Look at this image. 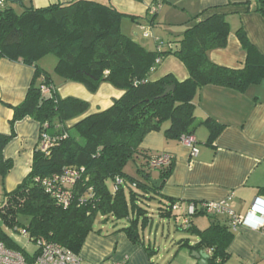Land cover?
Instances as JSON below:
<instances>
[{
  "label": "trees",
  "instance_id": "1",
  "mask_svg": "<svg viewBox=\"0 0 264 264\" xmlns=\"http://www.w3.org/2000/svg\"><path fill=\"white\" fill-rule=\"evenodd\" d=\"M258 4L257 10L264 15V0H258ZM127 16L137 18L121 12L111 1L71 0L43 8L30 5L21 13L7 0L0 7V60L21 62L35 71L24 101L10 106L11 133H0V173L4 176L11 167L4 149L15 138L19 121H38L40 140L43 134L52 139L46 151L41 146L35 150L32 170L23 182L3 194L0 240L9 248L27 252L7 231L21 224L31 237L45 238L79 255L89 233L99 222L109 221H128L117 230L126 233L133 243L144 245L141 232L150 224L149 201L161 187L152 182L145 169L153 167L155 155L144 156L138 164V175L125 169L139 157L145 136L163 129L165 123H169L164 129L168 138L181 140L184 135L194 134L200 124L194 99L203 86L243 92L264 79V56L242 27L237 36L247 52L245 66L230 68L210 59L211 50L227 45L231 28L224 14L206 18L197 15L195 23L175 42L177 45L165 50H148L123 33L121 24ZM51 54L57 58L55 75L40 64ZM170 54L184 63L189 77L180 81L167 74L151 80L153 70ZM63 82L81 83L91 93H96L101 84L110 83L124 94L109 108L87 114L89 102L60 95L59 83ZM170 84L176 85L175 90L162 96ZM75 119L78 121L69 125ZM202 123L210 128L209 141L223 128L211 118ZM173 166L172 157L170 165L158 168L162 182ZM69 171H78L79 176L71 186L63 183L72 191L71 204L65 207L46 191L42 179L68 176ZM167 200L157 207L162 217H171L175 209L176 200ZM203 213L212 221L204 230L193 226L192 221L188 229L179 224L181 229L198 235L199 242L190 245L188 239H182L180 243L186 241L192 252L208 250V264H224L234 237L230 217ZM20 217L27 218L28 223H22ZM145 248L151 255L149 246Z\"/></svg>",
  "mask_w": 264,
  "mask_h": 264
},
{
  "label": "crops",
  "instance_id": "2",
  "mask_svg": "<svg viewBox=\"0 0 264 264\" xmlns=\"http://www.w3.org/2000/svg\"><path fill=\"white\" fill-rule=\"evenodd\" d=\"M7 1L21 13L26 6L43 8L71 0ZM93 1H111L121 12L137 17H124L121 28L123 33L148 50L160 47L165 50L170 45L175 47V42L195 23L197 15L206 18L218 13L226 15L231 31L224 48L209 52L214 63L236 69L245 66L247 52L237 36L240 27L264 56V15L257 10L258 0ZM154 8L157 10L153 12ZM159 64L162 69L159 72L157 68L153 70L150 76L153 81L167 74H173L180 81L189 77L187 67L172 54ZM34 73L33 67L21 62L5 58L0 60V133H11L13 110L10 106L24 101ZM59 93L62 97L73 96L89 102L87 114H92L112 106L114 99L120 98L124 91L110 83H103L96 93H91L81 83L63 82L59 83ZM194 102L196 121L200 123L194 133L199 150L197 156H193L191 148L180 139L165 135L164 129L169 126V123H165L163 129L145 136L140 144L139 157L129 162L125 169L132 175H138V164H142L146 154L165 152L173 157L172 173L160 183V191L149 201L150 224L141 232L144 245L133 243L126 233L117 230L126 226L128 221L116 224L99 222L96 230L87 236L79 253L81 264H200L185 245L187 242L180 243L182 239H188V243L194 245L199 242V236L187 231L185 235L177 233L184 231L179 224L187 215L190 204L200 206L203 202H225L229 210L243 216L249 213L254 204L264 211V79L251 84L243 92L206 85L199 89ZM208 118L223 126L212 141H209V126L202 123ZM78 119L70 121L69 125ZM15 131V138L4 149V156L11 161V167L4 176L0 173V194L14 191L23 182L32 170L35 150L40 146L41 124L38 121L32 118L19 121ZM145 169H148L153 180L160 179V169ZM66 185L71 186V183L66 182ZM167 197L176 200L174 204L178 208L173 210L171 217H162L153 206L157 209L164 205L168 202ZM200 213L191 221L193 226L204 230L212 221L209 215ZM223 216L229 217L227 214ZM156 218L159 219L158 226L155 225ZM167 219L169 223L174 221L175 229L169 227L168 231L165 230L163 224ZM257 220L260 217L251 219L249 225L243 224L233 229L234 237L228 246L229 256L224 264H264V226L255 228L253 224ZM160 224L163 226L161 232ZM10 237L16 242L11 233ZM146 246H149L151 255ZM23 249L28 251L25 246ZM202 251L210 254L208 250Z\"/></svg>",
  "mask_w": 264,
  "mask_h": 264
},
{
  "label": "built area",
  "instance_id": "3",
  "mask_svg": "<svg viewBox=\"0 0 264 264\" xmlns=\"http://www.w3.org/2000/svg\"><path fill=\"white\" fill-rule=\"evenodd\" d=\"M6 5V0H0V7ZM157 8L153 9V12ZM148 36V34H145ZM46 91V88H43ZM181 141L191 148V153L193 156H197L199 150L197 147V140L194 134L184 135ZM52 144V139L43 134L40 146L43 150H47ZM172 161V156L169 153H161L153 156L152 166L153 167H166L170 165ZM79 176L78 171H69L68 176L63 177H53L42 179V184L45 186L46 191L57 201V203L68 207L72 201V191L66 188L63 183H74L76 178ZM175 209L178 205H175ZM207 213H218L227 214L230 217L232 228H237L240 225H249L250 220L260 217V220L254 222L253 226L255 228H262L264 226V211L261 210L258 204H254L247 215H236L231 210L228 209L225 202H203L200 206L192 203L189 206L187 215L182 220V227L188 229L191 227V219L198 212ZM13 231L19 233L26 240L35 244L36 249L34 252L27 251L26 253L9 248L5 242L0 240V264H81V258L78 254L71 252L65 247L51 242L45 238H33L29 235L26 228H15Z\"/></svg>",
  "mask_w": 264,
  "mask_h": 264
},
{
  "label": "rangeland",
  "instance_id": "4",
  "mask_svg": "<svg viewBox=\"0 0 264 264\" xmlns=\"http://www.w3.org/2000/svg\"><path fill=\"white\" fill-rule=\"evenodd\" d=\"M56 62H57V58H56L54 55L51 54V55H48V56H46L45 58H43V59L40 61V64L43 65V66L46 68V70H49V71L54 75V69H55L54 66L56 65ZM156 68H157L156 71L159 72V71L162 69L161 64H159ZM156 71H155V73H157ZM136 174H137V173H136ZM3 201H4L3 194H0V207H1L2 204H3V203H2ZM154 204L157 205V202L155 201ZM153 207H154L155 210H157L155 206H153ZM20 220H21V222L24 223V224H27V223H28V219H27V218L20 217ZM155 221H156V222H155V225L158 226V225H159V219L156 218ZM163 226H165V230H167V231H168L169 227H171L172 229H175L174 221H171V222L169 223V220H168V219L165 220V223L163 224ZM163 226L160 224V226H159V228H160V232L163 230ZM23 227H24V225L19 224V228H23ZM8 231L12 234V236L15 237L16 242H17L21 247L24 248V246H25V247L28 249V251H30V252H34V251H35L36 246H35L34 243L30 242L29 244H26L27 241H28V240H25L26 238H24V237H22V236H19V233L13 231L12 229H8ZM177 233H179V235H181V234H184V235H185V234H188L189 232L187 233V232L184 230V231H180V232H177ZM17 235H18V236H17Z\"/></svg>",
  "mask_w": 264,
  "mask_h": 264
},
{
  "label": "water",
  "instance_id": "5",
  "mask_svg": "<svg viewBox=\"0 0 264 264\" xmlns=\"http://www.w3.org/2000/svg\"><path fill=\"white\" fill-rule=\"evenodd\" d=\"M176 85L170 84L166 86L165 92L162 94V96H166L168 93L173 92L175 90ZM152 182L159 187L160 183L162 182L161 179L153 180ZM193 255L199 260L200 264H208V253H204L203 251H193Z\"/></svg>",
  "mask_w": 264,
  "mask_h": 264
}]
</instances>
